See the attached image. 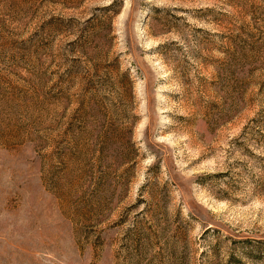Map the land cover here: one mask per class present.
<instances>
[{"label": "rangeland", "instance_id": "1", "mask_svg": "<svg viewBox=\"0 0 264 264\" xmlns=\"http://www.w3.org/2000/svg\"><path fill=\"white\" fill-rule=\"evenodd\" d=\"M0 264H264V0H0Z\"/></svg>", "mask_w": 264, "mask_h": 264}]
</instances>
